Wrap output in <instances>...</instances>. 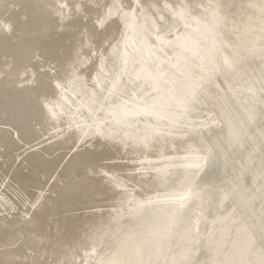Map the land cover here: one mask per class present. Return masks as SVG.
<instances>
[{
  "label": "bare ground",
  "instance_id": "obj_1",
  "mask_svg": "<svg viewBox=\"0 0 264 264\" xmlns=\"http://www.w3.org/2000/svg\"><path fill=\"white\" fill-rule=\"evenodd\" d=\"M140 2L0 0V264H264V0Z\"/></svg>",
  "mask_w": 264,
  "mask_h": 264
},
{
  "label": "snow or ice",
  "instance_id": "obj_2",
  "mask_svg": "<svg viewBox=\"0 0 264 264\" xmlns=\"http://www.w3.org/2000/svg\"><path fill=\"white\" fill-rule=\"evenodd\" d=\"M69 2H71V0H69ZM115 7V5H113ZM141 6V2L140 0H137V4L136 7L139 8ZM64 7H67V5H61V8L63 9ZM73 7L75 9V11L79 12L80 9L76 8L75 5L73 4ZM117 11L119 12L120 9L117 8ZM112 9L109 8L105 13H103L102 15H98L97 19L95 21V24L98 28L102 29L105 24L109 21V19L112 16ZM61 15H63V13H61ZM0 28H4V29H8L10 30V26L9 25H0ZM227 63V61H225ZM217 168H218V160L216 158V156L214 155L213 151L211 148H209L204 156V172L203 174L200 176V180L206 182V183H210L213 176L216 174L217 172ZM180 199H184L183 197H180ZM262 250H264V241H262ZM35 264H41L40 260L35 261ZM53 264H60V262L58 260H54Z\"/></svg>",
  "mask_w": 264,
  "mask_h": 264
}]
</instances>
